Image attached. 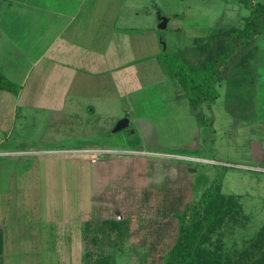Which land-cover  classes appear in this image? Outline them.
Masks as SVG:
<instances>
[{
  "label": "rangeland",
  "instance_id": "obj_1",
  "mask_svg": "<svg viewBox=\"0 0 264 264\" xmlns=\"http://www.w3.org/2000/svg\"><path fill=\"white\" fill-rule=\"evenodd\" d=\"M254 2L264 5V0ZM94 4L91 33L97 20L104 21L103 30L111 26L113 38L124 40V55L130 60H143L154 47L159 52L160 68L149 60L136 65L142 85L153 86L151 97L143 109L131 107L124 98L128 127L113 134L114 126L107 130L106 114L89 123L84 118L59 123L55 109L45 114L40 108L28 109L31 118L16 122L10 136L0 132V151L27 152L0 157V236L4 239L8 230L6 237L18 242H2L0 261L85 264L108 257L111 264H162L176 237V214L212 184L241 207V220L211 236V245L217 238L225 255L236 257L264 227V161L255 160L264 153V99H257L255 116L243 118L250 131L238 128L241 119L233 117L238 108L221 96L210 109L193 107V116L182 90L162 66L196 37L242 27L248 9L238 0ZM155 10L165 18L164 28L158 27ZM171 68L170 74L175 72ZM220 86L221 95L226 86ZM171 192L179 202H170ZM117 221H123L122 228L111 230L110 223ZM24 240L25 247L20 244Z\"/></svg>",
  "mask_w": 264,
  "mask_h": 264
},
{
  "label": "crops",
  "instance_id": "obj_2",
  "mask_svg": "<svg viewBox=\"0 0 264 264\" xmlns=\"http://www.w3.org/2000/svg\"><path fill=\"white\" fill-rule=\"evenodd\" d=\"M14 1L8 0L5 5L0 2V7L4 8L0 11V74L17 88L15 93L0 90V122L7 124V128L0 125L1 133L10 136L16 122H27V118H31L32 112L28 109L32 108L43 109L45 114L49 113L46 110L54 112L52 109H55L59 123H80V118L89 123L94 116L96 121L100 119L103 113L110 118L107 130L124 118V98L131 107L144 108L153 86L142 85L136 65L149 60L159 67L160 54L155 47L143 60H130L124 55V40L113 38L111 26L108 31L103 30L104 21L97 20L99 24L91 33L97 0ZM263 38L264 30L255 38L253 56L243 72L245 75L241 72L238 75L243 79H237L239 86H229L223 80L216 87L218 97L215 101L221 96L238 108L233 117L241 119L236 123L243 131L251 130L244 120L256 115V102L264 99ZM158 75L161 78L162 74ZM221 83L226 89L220 95ZM140 99L144 102L140 103ZM115 103L118 105L113 110ZM251 144L260 148L255 142ZM0 153H4L2 156L7 153L23 156L27 152L2 150ZM258 158L257 162L264 161V153ZM3 233L4 245L18 243L6 237L10 231ZM26 241L20 244L23 246Z\"/></svg>",
  "mask_w": 264,
  "mask_h": 264
},
{
  "label": "trees",
  "instance_id": "obj_3",
  "mask_svg": "<svg viewBox=\"0 0 264 264\" xmlns=\"http://www.w3.org/2000/svg\"><path fill=\"white\" fill-rule=\"evenodd\" d=\"M238 1L249 11L243 19L242 27L212 30L205 36L192 39L187 49H177L170 57L163 56L164 59H170V63L166 61L168 64L162 66L166 69L164 72L167 73L168 70L171 73V67L174 65L175 72L168 74L182 90L190 111L201 104L210 109L218 97L216 87L221 81L226 80L229 86L233 87L239 86V81L243 80L239 79L238 75L240 72L245 75L243 72L248 68L253 56L254 49L251 50V46L255 37L264 30V5L254 0ZM155 15L159 17L157 10ZM15 89L16 86L0 74V90L15 93ZM191 112L194 116V112ZM175 195L176 193L172 194V199L167 196L170 202L176 198ZM177 198L175 202H179V197ZM241 214V207L236 198L222 195L219 186L212 184L201 194L199 200L185 204L182 212L176 214V237L169 252L163 256L162 264H264V227L234 258L225 255L217 238L214 245H211V236L226 224H236L242 219ZM122 223L123 221L110 223L111 230H120ZM120 234L123 238L124 231ZM2 242L0 236V253ZM209 244L212 248L207 246ZM87 263L111 264L108 257Z\"/></svg>",
  "mask_w": 264,
  "mask_h": 264
},
{
  "label": "water",
  "instance_id": "obj_4",
  "mask_svg": "<svg viewBox=\"0 0 264 264\" xmlns=\"http://www.w3.org/2000/svg\"><path fill=\"white\" fill-rule=\"evenodd\" d=\"M160 19V22H159V28H164L165 27V23H166V20L165 18H159ZM128 127V120L126 118H121L120 120H118L113 129L111 130V134L113 133H116L124 128Z\"/></svg>",
  "mask_w": 264,
  "mask_h": 264
},
{
  "label": "built area",
  "instance_id": "obj_5",
  "mask_svg": "<svg viewBox=\"0 0 264 264\" xmlns=\"http://www.w3.org/2000/svg\"><path fill=\"white\" fill-rule=\"evenodd\" d=\"M4 155V153H0V156Z\"/></svg>",
  "mask_w": 264,
  "mask_h": 264
}]
</instances>
